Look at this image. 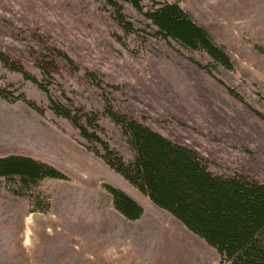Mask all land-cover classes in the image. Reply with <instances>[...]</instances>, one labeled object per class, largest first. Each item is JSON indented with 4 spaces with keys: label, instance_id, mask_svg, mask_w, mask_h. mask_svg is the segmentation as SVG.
Masks as SVG:
<instances>
[{
    "label": "rangeland",
    "instance_id": "rangeland-1",
    "mask_svg": "<svg viewBox=\"0 0 264 264\" xmlns=\"http://www.w3.org/2000/svg\"><path fill=\"white\" fill-rule=\"evenodd\" d=\"M156 1H178L232 66L157 35L144 14ZM156 1L144 0L143 10L121 1L134 26L128 32L108 0H0V48L39 81L0 62V86L38 106L0 96V155H33L67 175L41 182L43 207L8 191L0 178V264H221L213 246L96 152H106L107 143L126 161L135 156L106 112L111 104L196 150L214 173L264 181V0ZM41 58L54 59L58 71L44 73ZM51 99L97 114V127L88 130L100 141L57 114ZM104 182L136 198L143 215L125 218Z\"/></svg>",
    "mask_w": 264,
    "mask_h": 264
},
{
    "label": "trees",
    "instance_id": "trees-1",
    "mask_svg": "<svg viewBox=\"0 0 264 264\" xmlns=\"http://www.w3.org/2000/svg\"><path fill=\"white\" fill-rule=\"evenodd\" d=\"M108 1L115 9L118 23L126 31H133L132 22L123 12L122 0ZM125 1L139 10L144 9V0ZM144 14L157 28V35L203 50L215 62L232 66L228 53L178 1L157 2L144 10ZM53 50L73 64L67 52L59 48ZM0 62L39 83L19 58L1 48ZM38 65L44 73L58 71L54 59L41 58ZM0 96L8 101L22 98L38 108L26 97H12L4 86H0ZM51 108L69 118L82 135L100 141L95 132L88 130L89 125L97 127V114L82 108L80 114L75 113L53 99ZM106 112L120 125L135 151L134 159L126 161L104 143L106 152L96 153L107 164L213 246L221 264H264V181L241 173L216 174L209 169L206 159L191 147L173 141L111 104L106 106ZM66 177L59 167L33 155L16 152L0 155V178L5 180L8 191L30 198L36 206L43 207L39 202L44 198L39 186L44 179ZM103 186L111 195L115 209L125 218L133 220L143 215L144 206L131 194L109 182H104Z\"/></svg>",
    "mask_w": 264,
    "mask_h": 264
},
{
    "label": "bare ground",
    "instance_id": "bare-ground-1",
    "mask_svg": "<svg viewBox=\"0 0 264 264\" xmlns=\"http://www.w3.org/2000/svg\"><path fill=\"white\" fill-rule=\"evenodd\" d=\"M31 228V227H30ZM30 228L29 227H27V229H26V233H25V242H29L30 241Z\"/></svg>",
    "mask_w": 264,
    "mask_h": 264
}]
</instances>
